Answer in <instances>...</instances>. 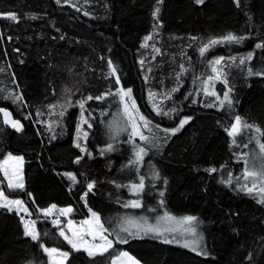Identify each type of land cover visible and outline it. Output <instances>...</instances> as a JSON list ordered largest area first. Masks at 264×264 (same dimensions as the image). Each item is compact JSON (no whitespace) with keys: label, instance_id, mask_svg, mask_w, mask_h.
<instances>
[{"label":"trees","instance_id":"1","mask_svg":"<svg viewBox=\"0 0 264 264\" xmlns=\"http://www.w3.org/2000/svg\"><path fill=\"white\" fill-rule=\"evenodd\" d=\"M71 2L0 0V107L22 124L0 122V161H23L22 190L0 172V193L22 200L36 233L0 209V264H50L45 250L65 264H112L122 252L140 264H264V204L240 179L247 143L264 152V0ZM214 65L225 75L206 103ZM124 93L145 141L132 137ZM50 206L96 215L110 239L122 217L193 216L208 255L152 239L73 250L40 217Z\"/></svg>","mask_w":264,"mask_h":264},{"label":"rangeland","instance_id":"2","mask_svg":"<svg viewBox=\"0 0 264 264\" xmlns=\"http://www.w3.org/2000/svg\"><path fill=\"white\" fill-rule=\"evenodd\" d=\"M72 0H63L64 3H71ZM198 4L203 0H196ZM9 17V16H8ZM220 62L219 65H221ZM218 64V63H217ZM219 65H214L212 84H207L204 92L206 103L212 98L216 103L218 98H215L213 86L215 81H220L225 75ZM211 82V81H210ZM210 86V87H209ZM126 104L124 108L125 116L127 117L133 138L145 141L148 137V126L143 118L137 113L136 108L130 101L129 97L123 95ZM223 100L226 98L223 96ZM63 105L65 101L63 99ZM210 103V102H209ZM68 108V106H65ZM64 107V109H65ZM237 120L234 119V124L231 129V135L234 136L240 130L237 126ZM78 139L86 136L84 129L78 127ZM235 138V137H234ZM253 139V135L248 137ZM235 139H231L234 141ZM248 149L244 158V170L241 176V185L247 190L255 192L259 195L258 200L264 204V152L262 147L257 143L256 139L247 143ZM22 164L20 157H14L6 154L0 161V172L6 182V186L10 191L22 190ZM70 178H72L70 176ZM143 182L138 185L129 186V191L132 194H137L142 189ZM127 205V206H126ZM127 208L139 209L142 204L139 200H131L126 203ZM0 209L13 211L20 216L24 231L27 235L36 237L35 223L30 218L29 212L22 200L11 198L3 193H0ZM47 209V208H46ZM43 209L39 211L40 217L48 221L52 226L57 228L58 234L65 240L73 250H82L90 255L101 254L112 247L113 243L123 244L131 239H152L163 244L174 246L186 251H189L200 257H206L208 251L206 248L204 236L199 228L197 218L193 216L176 217L168 213H163L158 216L149 217H122L116 227L111 232L112 239L103 230L99 218L94 214L84 217L79 220H72L70 216L72 210L59 209ZM156 217V218H155ZM49 256L50 264H65L66 255L55 250H45ZM112 264H140L127 253L122 252L117 256Z\"/></svg>","mask_w":264,"mask_h":264},{"label":"water","instance_id":"3","mask_svg":"<svg viewBox=\"0 0 264 264\" xmlns=\"http://www.w3.org/2000/svg\"><path fill=\"white\" fill-rule=\"evenodd\" d=\"M1 17V16H0ZM0 122L7 126L10 131L18 132L22 129L21 122L14 118L12 112L4 107H0Z\"/></svg>","mask_w":264,"mask_h":264},{"label":"crops","instance_id":"4","mask_svg":"<svg viewBox=\"0 0 264 264\" xmlns=\"http://www.w3.org/2000/svg\"><path fill=\"white\" fill-rule=\"evenodd\" d=\"M52 207H54V206H50V207H49V208H47V209H52ZM47 209H46V210H47ZM65 209H68V210H70L71 208H70V207H68V208H65ZM71 210H72V209H71ZM101 254H102V253H101ZM120 254H121V253H120ZM120 254H119V255H120ZM96 255H97V254H96ZM65 260H66V259H65ZM113 260H114V259H113ZM112 262H113V261H112Z\"/></svg>","mask_w":264,"mask_h":264}]
</instances>
